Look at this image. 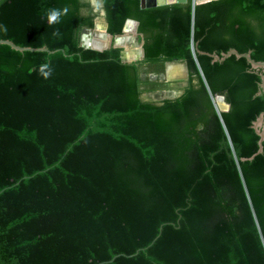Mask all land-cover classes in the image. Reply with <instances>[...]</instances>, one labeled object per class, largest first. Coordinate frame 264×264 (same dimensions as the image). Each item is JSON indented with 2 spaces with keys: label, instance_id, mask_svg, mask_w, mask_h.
I'll return each instance as SVG.
<instances>
[{
  "label": "trees",
  "instance_id": "obj_1",
  "mask_svg": "<svg viewBox=\"0 0 264 264\" xmlns=\"http://www.w3.org/2000/svg\"><path fill=\"white\" fill-rule=\"evenodd\" d=\"M101 8L113 36L138 23L141 60L80 45ZM0 24L54 51L0 44V264H264L263 70L207 54L264 61V0H0ZM173 62L182 93L144 98L164 83L141 74Z\"/></svg>",
  "mask_w": 264,
  "mask_h": 264
},
{
  "label": "water",
  "instance_id": "obj_2",
  "mask_svg": "<svg viewBox=\"0 0 264 264\" xmlns=\"http://www.w3.org/2000/svg\"><path fill=\"white\" fill-rule=\"evenodd\" d=\"M186 1L187 0H176V1L166 2V3L162 4V3L158 2V0H140V6H141V8H152V7L159 6V5L172 4V3H183ZM207 1H210V0H192V3H193V5H195V4H200L203 2H207ZM100 14H102L104 16L105 12L103 9L100 10ZM103 23H104L103 35L105 37L104 42H102L100 45L95 44L94 38L95 39L101 38L99 36V34H97L96 31L93 34L91 32L92 29H95V26H96V18H95L94 27L92 29H86V31L81 34L80 45L85 47V48H92V49H96V50H104V49L110 48L111 46L122 47L123 49L121 52V59L123 61H137V60H141L144 57V53H143V49H142V42L140 43V46H139L140 52L136 56H132V57L127 54L126 48L123 46V44L121 42H118V38H121L122 36H124V33L126 32L125 28H126L127 23H133V27H134L133 31L135 34H137L138 23L135 20L127 19L124 26H123L122 34L115 35V36H113L107 32V24L105 22V19H104ZM0 44L8 45L12 49L17 50V51H47L50 53L54 52V51H51L47 47H44V46L43 47L20 46V45L15 44L14 42H12L9 39H0ZM207 54L212 58L213 62H215V61L222 62L227 57H229L230 55H234L237 58L244 57L250 63L252 68H254V69L261 68L263 70V72L260 73L261 81L259 82V89L256 92V94L257 95H260L262 93L264 94V61L253 59L251 57V50H248L247 52H239L238 50L231 48V49L227 50L226 52H221L220 54L208 53V52H207ZM171 64H173V63H168L167 66H169ZM165 73L167 76H169L168 70ZM159 76H161V75H159ZM185 84H186V82L184 83V85ZM181 93H182V91H179L178 93H175L168 98L177 97ZM213 101H214L215 107L217 108V110L219 112L227 111L230 108V104L225 100V97L222 94L215 95ZM253 128L255 129L257 134L260 136V138L258 141L259 148H258L257 152L253 156H251L250 158H253L257 153H260L262 151V141H264V111L261 112L259 114V116L257 117V119L253 122Z\"/></svg>",
  "mask_w": 264,
  "mask_h": 264
},
{
  "label": "rangeland",
  "instance_id": "obj_3",
  "mask_svg": "<svg viewBox=\"0 0 264 264\" xmlns=\"http://www.w3.org/2000/svg\"><path fill=\"white\" fill-rule=\"evenodd\" d=\"M91 3H92V0H89ZM102 9V8H101ZM98 11V15L96 17V22L99 23L100 25H103V21H104V17L102 14H100V10ZM134 27L131 26L130 27V30L126 33H124V36H128L129 37V40L126 41V43H122L123 46L126 48V52L127 54L129 53V51L131 50V44H130V41L135 39V48H137L138 46H140V43L141 41L139 40L138 36L135 35L134 33ZM97 32V34L99 33V31H103L102 29H92V34L94 32ZM132 57V56H131ZM173 64H175V66H178L181 65L182 67L181 68H175L172 72V73H168L169 76L166 75V65H165V70L164 72H162L160 75L161 76H158V79L164 83L163 85V88L164 89H161V90H158V91H155L153 93H144L143 94V97L144 98H151V99H155V100H158V99H162V98H165V97H170L172 96L173 94L175 93H178L179 91H181V88L184 86V81L186 80L187 78V71H186V67L183 63L181 62H173ZM174 66V67H175ZM154 76H152L153 78Z\"/></svg>",
  "mask_w": 264,
  "mask_h": 264
},
{
  "label": "clouds",
  "instance_id": "obj_4",
  "mask_svg": "<svg viewBox=\"0 0 264 264\" xmlns=\"http://www.w3.org/2000/svg\"><path fill=\"white\" fill-rule=\"evenodd\" d=\"M94 7L99 8L103 4V0H92ZM68 13V8H50L45 11V18L49 25L58 24L61 22V18ZM0 30L7 31V26L0 24ZM53 36H60L59 29L53 32ZM53 69L50 62L42 63L38 68V73L44 78L48 79L52 75Z\"/></svg>",
  "mask_w": 264,
  "mask_h": 264
},
{
  "label": "bare ground",
  "instance_id": "obj_5",
  "mask_svg": "<svg viewBox=\"0 0 264 264\" xmlns=\"http://www.w3.org/2000/svg\"><path fill=\"white\" fill-rule=\"evenodd\" d=\"M171 1H176V0H158V2H160L162 4L163 3H166V2H171ZM131 26H133V23H127L126 28H125L126 29V32H128L130 30V27ZM95 28L102 29L103 30L101 32L99 31V33H98L101 38H96V39L94 38L95 44L96 45H100L102 42L105 41L104 40L105 37L103 35V32H104V23H103V25H100L99 23L96 22ZM128 40H129V37L128 36H122L121 38H118V42H121V43H123V42L126 43V41H128ZM130 44H131V50L129 51L128 55L129 56H136L140 52V48H139V46L137 48L134 47L135 46V39L131 40L130 41ZM174 66H175V64H171V65L167 66L166 71L168 70L169 73H172L173 74L172 71L175 68H178V67L181 68L180 65L175 66V67Z\"/></svg>",
  "mask_w": 264,
  "mask_h": 264
},
{
  "label": "flooded vegetation",
  "instance_id": "obj_6",
  "mask_svg": "<svg viewBox=\"0 0 264 264\" xmlns=\"http://www.w3.org/2000/svg\"><path fill=\"white\" fill-rule=\"evenodd\" d=\"M92 4V3H91ZM93 5V4H92ZM94 10L95 11H97V8L96 7H94ZM135 35H137L138 36V34H135ZM167 65L168 64H166V67H167ZM161 73H159V74H153V73H149V74H147V73H145V72H143L142 74H141V76L144 78L145 76H149L150 77V80H153V81H160L159 79H158V76L160 75ZM152 76H154L153 78H152ZM185 82V81H184Z\"/></svg>",
  "mask_w": 264,
  "mask_h": 264
}]
</instances>
